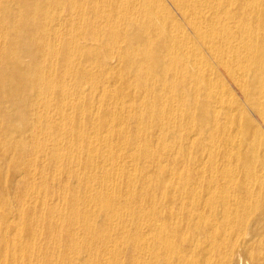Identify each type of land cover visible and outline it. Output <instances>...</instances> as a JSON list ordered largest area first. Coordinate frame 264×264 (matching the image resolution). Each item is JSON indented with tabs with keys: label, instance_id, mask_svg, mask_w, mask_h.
I'll return each mask as SVG.
<instances>
[{
	"label": "bare ground",
	"instance_id": "1",
	"mask_svg": "<svg viewBox=\"0 0 264 264\" xmlns=\"http://www.w3.org/2000/svg\"><path fill=\"white\" fill-rule=\"evenodd\" d=\"M168 1L0 0V264H264V0Z\"/></svg>",
	"mask_w": 264,
	"mask_h": 264
},
{
	"label": "rangeland",
	"instance_id": "2",
	"mask_svg": "<svg viewBox=\"0 0 264 264\" xmlns=\"http://www.w3.org/2000/svg\"><path fill=\"white\" fill-rule=\"evenodd\" d=\"M164 1L166 3V7H164L163 10L162 9H157L158 10L157 14L161 15L162 13H164V11L172 13V15L177 18V20H175V21H178L175 24L177 26H179V27L181 25L184 30H187L189 33H191L190 29L188 28V25L182 19L179 11L177 9H175L168 0H164ZM172 30H173V28H172ZM191 35L195 38V35H193V34H191ZM83 40L81 39V41H83ZM197 42H198L199 47H200V52H201L200 56L203 57L204 61H209L208 64H210V67H212L217 73H219V75H221L222 79L225 81V83L227 85V90L230 93V95L234 99H236L239 102H241L242 101V95H241L239 89L236 86L237 83L235 82L234 77L233 76H228L226 74L223 75V71H222V68L220 67V64L218 62H216L215 60H213L212 57H210L207 49L198 40H197ZM185 53L187 54V56L192 57V58H193V56H195V54L192 51H190V50L185 51ZM166 60H168V58H166ZM109 61H111L112 63L116 62L115 60H112V59H110ZM242 76H243V79L245 81H249L252 78L251 77V73H247L246 71H245L244 74H242ZM178 79H179V77H178ZM170 81H173V79L170 78ZM217 91L220 94L219 96L222 98V96H223L222 88L221 89H217ZM263 97H264V95H263ZM252 118L255 121L256 125H255V127L254 126L249 127L250 132L258 133V135L260 134L261 136L260 135L259 136L262 137V139L264 140V121H262L257 114L253 115ZM29 121L30 120H28V118L23 117L19 121V124L22 126L21 133H17L15 131H9V132L6 133L5 137H9V138L10 137H12V138L16 137L17 139H20V138H23L25 136H29L31 134L39 136V134H40L39 132H37V131L35 132L32 129H28L27 124L29 123ZM0 148H1V146H0ZM31 149H32L31 147L27 146L25 151H30ZM0 158L4 159V157L1 156V155H0ZM7 172H8V166H6V168H4L5 175H7ZM2 185H4V186L6 185L7 189L10 192L11 191L14 192L15 190L17 191V189H18V186H17L16 182L11 181V180L7 181L6 183L3 182ZM56 202H60V199H59V201H56ZM9 206L14 211H16L18 209V204L13 202V201H11L9 203ZM251 218H252V216L251 217H245L244 222L241 221V223L234 224L233 226L231 225V226L225 227V228H223L221 230L219 229V230H217L216 233L217 234H225V232H226L228 234L229 238H230L231 230L233 228H235L236 226L238 227V226H240L242 224L243 227H245V229L250 228L252 226V219ZM101 219H103V218H101V216H99V220H101ZM198 241H200V242H198ZM205 241H206V238L204 237L201 240H197V241H195L193 243H188V247L190 248L189 251L190 252H196L197 251V252H200V254H199L200 256L204 255L206 253V251L209 250L207 248L206 244H205ZM221 249L223 250L222 247H221ZM241 259H243L245 262H249L250 261L249 257L245 253L242 255ZM189 262H190V264H193V263H195V259H190ZM204 264H224V263H223V261H222V259L220 257L215 256L214 260L207 259L204 262ZM242 264H243V262H242Z\"/></svg>",
	"mask_w": 264,
	"mask_h": 264
}]
</instances>
